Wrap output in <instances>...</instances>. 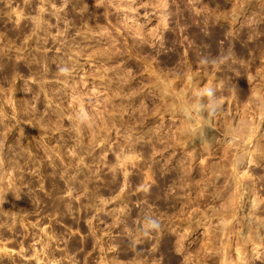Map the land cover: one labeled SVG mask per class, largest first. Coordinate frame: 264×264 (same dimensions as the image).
<instances>
[{"label":"rangeland","instance_id":"obj_1","mask_svg":"<svg viewBox=\"0 0 264 264\" xmlns=\"http://www.w3.org/2000/svg\"><path fill=\"white\" fill-rule=\"evenodd\" d=\"M0 264H264V0H0Z\"/></svg>","mask_w":264,"mask_h":264},{"label":"clouds","instance_id":"obj_2","mask_svg":"<svg viewBox=\"0 0 264 264\" xmlns=\"http://www.w3.org/2000/svg\"><path fill=\"white\" fill-rule=\"evenodd\" d=\"M158 227H159V224L154 219H149L148 222H147V224H146V228L156 229Z\"/></svg>","mask_w":264,"mask_h":264}]
</instances>
